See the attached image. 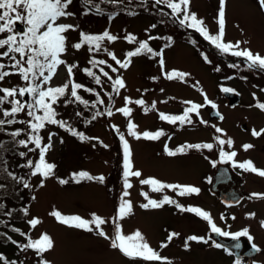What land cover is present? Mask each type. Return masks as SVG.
Returning a JSON list of instances; mask_svg holds the SVG:
<instances>
[{"label":"rangeland","instance_id":"374dc122","mask_svg":"<svg viewBox=\"0 0 264 264\" xmlns=\"http://www.w3.org/2000/svg\"><path fill=\"white\" fill-rule=\"evenodd\" d=\"M78 1L73 0L72 5L69 7V11L76 14L75 17L62 18L59 21L79 25L77 31L66 33L69 38V51L63 58L69 63L79 64V68L75 70L76 82L85 84L87 87L90 86L100 92L105 104L99 105L97 108L100 111H105L108 107H112L115 114L112 117H98L91 123H87L85 118L90 119L96 110H89L91 114L83 116V120H81V117H77L75 113L81 112L79 108L81 106L84 108V106L77 103L79 108L74 104L65 106L61 104L63 102L61 100V105H58L60 106L59 110L57 108L59 113L57 118L68 121L75 129L78 126L79 129L77 130L89 137H98L100 141H103L109 147L104 148L97 140L82 142L77 137L55 125H49L43 130L41 135L44 137L45 143H47L49 132L58 134L52 138L53 147L46 157L49 162L57 165L55 176L45 180L43 187L39 186L41 177L30 178L29 182L32 187L27 189L26 200L29 215L25 220L20 221L18 227L21 231L30 233L34 239L38 238L42 232H47L53 237L55 247L52 251L45 254V258L51 264H164L163 261L151 263L141 259L132 260L125 257L118 250L111 248L109 240L96 235L94 232L90 233L62 225L49 213L56 209L66 215H80L90 219L91 214L95 212L109 221L102 226L104 231L109 236H115V226L112 223V218L117 214L120 196L124 191L122 181V143L111 127V125H116L130 143L134 169H142L141 172L143 171L140 178H131L133 187L128 190L130 196L126 197V199L132 201L133 214L123 220H119L118 223L125 234H132L136 230H140L148 243L164 254L158 239L159 227L167 220L168 215L156 212L153 209L140 207L143 202L142 198H144L141 195L142 192L146 191L154 194V192L150 191L149 186L140 184V179H144L147 173L161 181L171 180L175 177L183 181H187L190 178H198L201 173L199 171L206 165L202 158L188 154L170 158L158 151V148L165 143L175 145L183 140H190L188 143H215L214 136L219 134L215 133L214 128L210 126L213 124L223 128L227 133V137H231L235 141L234 149H239L240 156L249 154L248 152H256L258 149L261 154L262 150H264V136L253 137L251 132L253 129L257 131L264 129V111L255 107L258 102H264V91H261V89H264V71L248 70L244 58L221 53L198 32L181 27L176 20L175 24L177 25L174 26L168 19H158L159 21H156L148 13L133 12L135 14L130 15L129 12H132L134 7L127 0H123V3H118L112 8L105 2H108V0L104 2L93 0V3L99 4L101 12L97 14V12L91 11L88 15H82L85 10L84 2L81 0V5ZM144 3L146 4L145 6L158 12H161V9H163L164 13L170 14L171 12L164 5L153 6L151 0H145ZM111 4L113 6V3ZM219 4L220 0H191V11L195 12L198 18H202L205 21L212 34H217L218 32L217 16ZM225 12V42L235 43L239 41L242 49H251L254 53L264 56V9L260 7L258 0H226ZM113 16L114 18L110 19ZM160 21L164 22L161 23ZM153 24L157 25L156 28L151 27ZM106 29L112 34L118 35L121 39L114 43L105 41L103 46L115 52L121 60L125 58L127 51L136 47V45L129 44L123 39L128 33L134 34L139 40H147L149 35L162 38L171 37L170 47H164L165 44L169 43L167 39L149 40V44L156 51L163 49V58L165 60L163 71L176 69L190 73V77L187 78L186 82L179 80L169 81L161 74L162 69L158 62L159 57L150 58L147 55L134 57L128 69L119 70L118 74L125 79L127 88L122 89L118 96L113 94V106L108 96L105 95V92L112 91L110 82L102 77L103 89H101L81 70L90 67L88 63L90 59L88 47L85 46L79 51L71 48V44L79 41V32L81 30L87 33L99 34ZM192 41H195V43H192ZM202 54L207 55L211 63H207ZM95 55L97 59L106 60L113 67H118L106 53L100 52ZM4 62L8 63L7 60ZM230 64H238L239 67H229ZM217 66L220 68L219 72L215 71ZM105 71H109L110 75L115 79L117 73H112L108 68H105ZM153 77H159V79L153 80ZM229 77L232 78L229 79ZM243 77L247 79H243ZM67 79L66 69L61 66L57 77L52 81V86L61 85ZM22 84L23 82L18 76H11L6 78L3 83H0V87H12ZM222 87L232 88L235 92L240 93V103L231 106L228 98L221 91ZM146 89L147 91H144ZM161 89H163V92H161ZM201 89L203 93L207 94L209 99L218 105V109L224 113V119H212L209 116V111L212 107L207 105L200 110V118L208 121L209 126L201 124L199 122L200 118L193 114L194 124L174 127L170 133L161 137L160 140H156V142L152 141L149 143L148 140H136L129 136L127 134V119L115 112L116 108L124 106L125 96H129L133 100L143 98L148 106L155 101L156 109L149 111L147 114L144 113L140 106L130 105L133 108L131 119L139 126L137 131L143 132L144 128L153 127L157 123L162 124L159 119V112L171 111V114L179 113L184 106L187 107L183 101L204 104V95ZM80 95L87 100L90 97V102L96 100L94 95L83 90H80ZM23 99L29 100V97L26 96ZM162 101H167V103ZM6 106L10 105H4V107ZM17 119L26 120L29 118L25 113H21L17 116ZM16 124L21 128H26L24 124ZM244 124L246 125L245 128L242 127ZM24 136L26 139L27 135L24 134ZM169 137L171 138L169 139ZM61 138L63 143L60 142ZM165 140L168 142H165ZM245 143H251L254 147L245 152L241 147ZM180 145H183V143L180 142L178 146ZM29 147L34 146L29 145ZM224 148L234 150L227 145ZM24 150L25 152L28 151L26 148ZM38 152L39 150L29 152L27 160L32 159L34 162L38 160ZM209 152L212 161H215L219 155V148H214ZM82 170L88 171L92 175H104L106 180L103 184L96 181L74 183L71 179V174ZM30 171L31 169L24 167L23 173L27 179ZM246 177H248L247 183L245 182L243 186L249 194L252 192L259 193L264 190V178H257L258 176L249 172ZM61 178L69 179V183L67 185L60 184L59 179ZM32 197H35V199H32ZM209 205L217 215V211L212 206L214 201L210 202L209 200ZM255 211L260 216L264 213V200L253 202L248 198L240 207H234L233 210H229L230 214H237L238 212L240 214L241 212L245 217ZM33 217H38L42 221L36 229H31L27 223ZM186 220L189 221V218L184 216L182 221L179 222V226L183 231L188 229V221ZM235 222H238V224H254V219L245 218V220H236ZM260 225L255 224L252 229L257 234L258 240L264 244V228ZM11 236L12 239L20 243L27 242L18 232L14 231ZM169 248H171L169 251L172 252L173 248ZM208 249L198 251L181 248L177 255L182 257L183 260L176 258L175 263L215 264L229 261L223 254L212 253L213 250L211 248ZM0 253L9 260H22L23 264H38V257L31 250L27 253L21 252L12 243L7 245L0 242Z\"/></svg>","mask_w":264,"mask_h":264},{"label":"snow or ice","instance_id":"6c2138e0","mask_svg":"<svg viewBox=\"0 0 264 264\" xmlns=\"http://www.w3.org/2000/svg\"><path fill=\"white\" fill-rule=\"evenodd\" d=\"M85 10L82 15H88L94 9L97 14L101 12L99 4L93 3V0H83ZM104 2V0H101ZM109 3L118 4L123 3V0H108ZM131 2V0H129ZM73 0H0V83H3L6 78L11 76H18L23 82L22 85H15L12 87H0V131H5L6 126H10L16 123H21L26 126V128L16 129L15 131L9 133L13 138L14 144L16 146H22L26 148L27 152H19L20 157H27L29 152H38V160L35 162L32 159H28L26 164L21 165V167H27L31 169L28 174V179L23 176H17L14 172L8 171L7 167L3 168L7 177L22 184L23 188L29 189L32 187L30 184V178L39 176L41 180L39 186H44V181L50 177L55 176V169L57 165L55 163L49 162L46 157L49 151L52 149V138L57 136V133L49 132L47 137V143L44 142V137L41 132L45 130L49 125H55L59 128L70 133L72 136L77 137L80 141H90L97 140L104 148H108L109 145L104 144L100 141L98 137H89L83 132L78 131L68 121L64 119H58L59 113L57 108L63 100L64 105L68 104H80L83 105L85 109H96L94 114L91 115L90 119H87V123H91L98 117L107 116L112 117L115 113L112 107H108L105 111H100L97 105H104L105 101L101 97L99 91L96 89L87 87L82 83L75 81V70L79 68L78 63H69L63 57L69 51V38L66 33L70 31H77L79 29L78 24L73 23H63L59 22L62 18L75 17V13L69 11L70 5H72ZM258 3L262 9H264V0H258ZM226 0H220L217 23L218 32L217 34H212L205 24L202 18H198L195 12L191 11L190 5L191 0H153V6L164 5L167 9L171 10V14L164 13L161 9V14L169 16L170 19L174 18L181 27L192 29L198 32L206 41L210 42L215 46L221 53L230 54L234 57L244 58L246 61V68L248 70H259L264 71V56L259 53H254L251 49L240 47L241 42L237 41L235 43L225 42V24H226V12H225ZM129 14H135L129 12ZM114 18L110 17V19ZM163 23L164 21H160ZM23 24V30H17V24ZM156 24L151 25L152 28H156ZM80 39L78 42L71 44V48L79 51L85 46L88 47L90 53V59L88 61L90 67L81 69L86 76L91 78L95 85L103 89V78H106L110 82L112 91L105 92L108 96L109 101L114 106V101L112 100L113 94L119 95L122 89L127 88V84L122 75H119L120 69H128L134 57H140L147 55L150 58L159 57V65L162 69V75L165 79L169 81L179 80L181 82H186L187 78L190 77V73L185 71H180L173 69L171 71H163L165 66L164 52L163 49L160 51L154 50L150 44L149 40L154 39H167L168 44L164 47L171 46V37L162 38L154 37L149 35L147 40H139L134 34L128 33L123 39L129 43L136 45L132 50L125 53V58L121 60L117 57L115 52L104 47V42L114 43L121 39L118 35L112 34L109 30H104L102 33L93 34L84 31L79 32ZM195 43V41H192ZM104 52L110 57L115 65L118 67H113L106 60L97 59L96 53ZM203 55L204 60L207 63H211L207 55ZM7 60L8 63L4 61ZM64 66L66 69L68 79L65 83L52 86V81L58 75V71ZM229 67L237 68L238 64H230ZM105 68L111 70L112 73H117L115 79L110 75L109 71H105ZM215 71L219 72L220 68L217 66ZM232 77H229L231 79ZM153 80H158L159 77H153ZM243 79H247L243 77ZM198 83V82H197ZM80 90L90 93L96 97V100L90 102L84 99L80 95ZM139 91V90H138ZM144 91H147L144 90ZM221 91L224 93H233L235 90L228 87H222ZM264 91V89H261ZM163 92V89H161ZM203 93V90L201 89ZM204 95V104L195 103L193 101H183L187 107L184 108L182 114L173 115L166 114L164 112H159V119L165 121L169 124L176 125L179 124L180 127L185 125H192L194 121L192 119L193 114L200 118V110L207 105H210L213 109H218V105L208 98L206 93ZM255 95V94H253ZM29 97V100H24V97ZM174 99V98H173ZM167 103V101H162ZM10 105L9 108L4 107V105ZM135 104L140 106L144 113L147 114L149 111L156 109V102L153 101L150 106L143 99L133 100L129 96L124 97V106L115 109V112L123 115L127 119V134L136 140L145 139L150 141L160 140L161 137L167 135L163 129L156 131H137L138 125L131 119L133 108L130 105ZM255 107L264 111V102H258ZM21 113H25L29 119L18 120L17 116ZM77 117H83L82 112H76ZM216 115L219 116L220 120L224 117L217 111ZM201 124L209 126V122L200 118ZM214 128L215 133L219 135L214 136L215 143L204 142V143H185L178 146L175 149L168 148L165 144V152L169 157H175L180 154H186L189 150H208L212 151L214 148H219V161L222 163L231 162L232 167L243 170L244 172H249L264 178V169L259 168L256 164L248 159L244 161H237L236 157L238 152L236 150L226 151L224 146L227 145L229 148L235 147V141L231 137H227V133L221 127L216 125H210ZM112 129L118 135L120 142L122 143L123 158H122V181L123 189L120 196V202L117 209V214L112 218V223L115 226V236H109L107 232L104 231L103 225L107 224L109 221L102 216L93 212L91 218L87 219L80 215H66L59 210L54 209L49 213L54 217L58 223L65 225L70 228L81 229L86 232H94L96 235L103 237L110 241V246L112 249L118 250L125 257L132 260L141 259L148 262H160L163 261L164 264H172L171 260L167 257L161 256L160 252L154 249L146 240L145 236L140 230H136L132 234H125L122 227L118 223L119 220L133 214V204L130 199L126 197L130 196L128 191L133 187L131 183V178H140L142 172L140 170L134 169L133 159H132V149L128 139H126L124 133H122L118 126L111 125ZM22 134H26V139L16 140ZM253 137L264 136V129L257 131L253 129L251 132ZM227 137V138H225ZM171 137H169L170 139ZM63 143V139H60ZM33 145L34 147H29ZM95 147V145H93ZM242 149L247 152L254 147L251 143H245ZM5 145L0 142V150H4ZM207 159V157H205ZM216 161L212 162L213 167H216ZM71 179L74 183L79 184L82 181H96L103 184L106 180L104 175H92L88 171L73 172L71 174ZM230 177L227 174V170H222L219 176L216 178L217 182H226ZM212 181L209 180V183ZM59 183L62 185H67L69 179H59ZM141 185H147L151 192L163 193L165 189H170L180 197L191 196L193 194L199 195L201 189L194 185H183V184H173L166 183L157 179L155 177H149L145 179H140ZM6 185L0 183V190L5 189ZM141 195L147 201L140 205L143 209H160L165 205H174L180 212L194 213L196 216L200 217L202 220L207 221L210 226L211 233H215L222 237H230L235 243L232 245L234 249H240L241 238H246L249 242L253 241V236L250 234L248 228H244L237 232L226 231L220 228L209 211H206L200 207L187 206L180 204L177 200L173 199L168 195H164L162 199L156 200L150 198L148 192H142ZM262 199L264 200V193H252L250 199ZM35 199V197H32ZM231 206V205H229ZM5 205L0 203V210H3ZM15 209L9 210L4 215L11 217L12 212ZM24 216L29 215V209L24 207L20 209ZM255 213H249L250 218L255 217ZM233 220L236 219L235 216L231 217ZM222 220L226 221V218L222 215ZM31 229H36L38 225L42 223L41 219L38 217H33L27 221ZM261 227H264V221L260 222ZM230 227V226H229ZM18 232L21 236L26 239V243H20L17 240L12 239L11 236L4 235V237L10 241L12 244L16 245L21 252L27 253L31 250L38 257V264H51L49 260L45 258V254L52 251L55 247V242L53 237L47 233L42 232L38 238H32L30 233L21 231L18 228L12 229ZM179 233L170 232L166 242L161 243V248H166L177 238ZM211 236L205 238L203 236L191 235L188 236L184 242L185 249L190 247L189 242H197L208 244ZM214 247L220 249L225 246L213 241ZM251 247L256 251H261L254 243ZM226 251L228 249H225ZM231 255L232 252L229 251ZM0 264H23V261L9 260L6 256L0 253ZM235 264H242L241 258L237 256ZM255 264V262H253Z\"/></svg>","mask_w":264,"mask_h":264},{"label":"flooded vegetation","instance_id":"af4514ba","mask_svg":"<svg viewBox=\"0 0 264 264\" xmlns=\"http://www.w3.org/2000/svg\"><path fill=\"white\" fill-rule=\"evenodd\" d=\"M160 122L162 124L157 123L153 127L144 128L143 131H153L154 132L156 130L163 129L166 133H170L171 129H173L174 127L177 128V126H178L177 124L172 125V124H169V123L162 121V120H160ZM148 142L151 143L152 141L148 140ZM153 142H156V141H153ZM165 142H168V141L165 140ZM165 144H167L168 148H171V149H175L178 147L177 143L175 145L168 144V143H165ZM165 144H163V146H160L158 148V151L163 153L165 156H168L165 152ZM225 150L226 151H232L229 149H225ZM234 150H236L238 152V156L236 157L237 161H244V160L250 159L256 164L257 167L264 169V150H262L261 154L259 153V149H258L256 152H248L249 154H245V155H241V156L239 153V149H234ZM187 154L188 155H196L197 158H202V160H204L206 162V165L203 166V168L199 171L201 173L199 174L198 178H190L187 181H183V180H180L179 178L175 177V178H172L171 180L167 179L166 181H163V182L173 183V184H183V185H194V186L199 187L201 189L200 194L199 195L193 194L191 196L180 197L176 194V192H173L170 189H165L163 193H154V194L149 193L150 198L160 200V199H162V197L164 195H168V196L172 197L173 199L177 200L178 203L184 205L185 207H187V206L200 207L206 211H209L211 213L215 223L220 228H222L226 231L237 232V231H240L244 228H248L250 231V234L254 238L253 241H251V242L258 245L259 248L261 249V251L256 252V254L254 253L252 255H250V254L242 255L240 257L242 264H253V262H255V264H264V244L258 240L257 234L252 229V227L255 224H260L261 221H264V213H262V215L260 216L259 213L257 211H255L254 213H256V215H255V217H253L254 224H250V223L242 224V223H240L241 224L240 225V224H238V222H235V221L236 220H245V218H250V217L249 216L245 217L244 215L241 214V212H240V214H239V212L237 214H233V213L230 214V212H229V210L230 211L233 210L234 207H240L246 199L247 200H248V198L250 199V196L253 193L252 192L251 194H249L244 189V186H243L245 182L247 183L248 177H246V174L248 172H244L243 170L239 169L238 167L235 168V170L241 175V187L245 191V196L239 202L229 204V203L225 202L224 200H222V198H220L217 194L213 193L211 190V183H209V180H212L215 167H213V165H212L213 161H212V157H211L210 152L208 150H199L198 151V150L193 149V150H189L186 154H180V155L185 156ZM180 155H177L175 157H178ZM175 157H170V158H175ZM205 157H207V159ZM215 161L217 162L216 165L218 163H220L219 155ZM228 163L231 164V162H228ZM256 176H258V175H256ZM149 177H152V175L147 173L144 176V179L149 178ZM257 178H259V176ZM259 193H264V190H262V192H259ZM142 199H143V202L141 204L147 202L145 200V198H142ZM207 200H208V202H207ZM209 200H210V202L212 200L214 201V205H212V206L217 211V215L214 213L213 208L209 205ZM251 200L253 202H255V201H261L262 199L252 198ZM247 204H248V202H247ZM222 205H223V207H222ZM229 205H231V206H229ZM150 210H152V209L150 208ZM153 210H156V212H161L163 214L168 215L167 220H165L162 223L161 227H159V238L158 239L160 241V243H159L160 245H161V243L166 242L167 237H168L170 232L179 233V236L177 238H174L173 241L168 245V247L162 248L164 250V254H162L159 250H157L160 252L161 256L169 258V260H171L172 264H176L175 263L176 258H178V259L181 258L183 260V258L179 257V255H177V254L179 253V250H181V248H185L184 242H185L186 238L188 236H191V235L203 236L205 238H208L209 236H211V239L209 240L208 244L197 243L194 241L189 242L190 247L188 249L203 251V250H209L208 248H211L213 250V251L211 250L212 253L223 254V256H225L229 259V261L222 262V263L219 262V263H215V264H235V260H236L237 256L235 255V253L232 250H230L226 247L220 248V249L214 247L213 241L216 242L217 234L211 233L210 226L207 223V221L202 220L200 217L196 216L194 213L180 212L174 205H165L163 208L153 209ZM222 215L226 218V221L221 219ZM184 216L189 218V221L186 220V221H188L187 222L188 229L186 231H183L182 228L179 226V222L182 221V218ZM232 216H235L236 219L233 220L231 218ZM169 247L173 248L172 252L169 251V249H171ZM225 249H228V250L226 251ZM229 251L232 252L231 255L229 254ZM156 263H160V262H156Z\"/></svg>","mask_w":264,"mask_h":264},{"label":"trees","instance_id":"16d2710c","mask_svg":"<svg viewBox=\"0 0 264 264\" xmlns=\"http://www.w3.org/2000/svg\"><path fill=\"white\" fill-rule=\"evenodd\" d=\"M127 1L129 2V0ZM78 2H80V4L82 5L81 0H79ZM105 2L111 8L116 5V4H113L112 6L111 3L107 1ZM144 2L145 0H131V2L129 3L134 7V9H132V12L144 13V14L148 13L156 21H159L158 19H163V20L168 19V21L174 24V26L177 25L175 24L174 18L170 19L169 16L167 17L165 15H162L161 12H158L153 8L151 9L150 7L145 6L146 4ZM151 2L153 3V0H151ZM92 12H96V11L93 9ZM88 99L90 100V97H88ZM61 104H64V102H62ZM77 104H74V105L78 107ZM98 106L99 105H97V107ZM9 107L10 106H6V108H9ZM59 107L60 106H57L56 108H58L59 110ZM79 109L83 113V116L85 115L89 116L91 114L89 112L91 108L85 109L81 106V108ZM60 111L63 112L62 110ZM0 118L2 117L0 116ZM81 120H83V117H81ZM16 129H22V128L18 124H13L10 126H6L5 131H0V142H3L5 145L4 150H0V183H3L6 185L5 189L0 190V203L5 205V208L3 210H0V234L6 233L7 236H11V234L14 232L12 230L13 228L20 229L18 227L20 221H23L27 218V216H24L23 213L20 211V209L27 207L26 205L27 189L23 188L22 184L17 183L16 181L7 177L6 173L3 171V168L6 166L8 171H12L17 176H23L25 177V179H27L26 175L23 173L24 167H21V165L26 164L27 157H20L18 155L19 152H25L24 147L16 146L14 144L13 138L11 137V135H9V133L15 131ZM76 129H79L78 126L76 127ZM19 139H25L24 134L16 138V140H19ZM12 209H15V211L12 212L11 217L4 215V213ZM0 242L3 244L5 243L7 245L11 243L4 237V235H0Z\"/></svg>","mask_w":264,"mask_h":264},{"label":"water","instance_id":"95a60500","mask_svg":"<svg viewBox=\"0 0 264 264\" xmlns=\"http://www.w3.org/2000/svg\"><path fill=\"white\" fill-rule=\"evenodd\" d=\"M24 25L23 24H17L18 30L22 31ZM230 98V103L231 104H236L240 101L241 95L233 92V93H225ZM219 112L222 116L223 113H221L218 109H213L210 112L211 117H217L219 116L216 115V112ZM227 170V174L230 177L226 182H217L216 178L219 176V173L222 170ZM240 183H241V177L233 170V168L226 163L220 164L215 168L214 172V177L211 183V189L213 192L217 193L221 198L224 200H229L228 202H237L240 199H242L244 193L240 189ZM217 241L225 245L227 247H230L232 250H234L238 256L243 254V251L245 250L246 252L250 251L251 245L248 243L246 238H241L240 243H241V248L240 249H234L232 248V245L235 243L231 238L224 239L221 236L217 238Z\"/></svg>","mask_w":264,"mask_h":264}]
</instances>
